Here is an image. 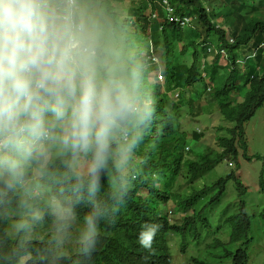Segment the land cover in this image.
<instances>
[{
	"label": "clouds",
	"instance_id": "1",
	"mask_svg": "<svg viewBox=\"0 0 264 264\" xmlns=\"http://www.w3.org/2000/svg\"><path fill=\"white\" fill-rule=\"evenodd\" d=\"M155 1L168 22L183 28L194 23L176 14L168 0ZM115 4L110 14L99 0H0V209L6 210L4 231L19 240L12 251L17 264H23L29 247L38 254L50 250L55 264L76 252L87 264H260L250 225L234 209L224 219L227 226L212 231L202 204L168 209L170 202L157 197L147 199L149 210H156L151 219L133 224L119 246L97 247L101 230L130 209L131 204L122 208L141 175L138 153L156 119L151 85L164 81L159 62L148 65L131 43L128 0ZM149 31L147 26L146 40ZM227 40L232 42L228 34ZM205 95L198 100L199 114L189 118L201 124L191 133L223 121L213 97ZM204 114H210L208 123ZM245 143L248 150L246 137ZM206 148L212 149V142ZM254 155L244 158L252 161ZM263 170L262 160L258 177ZM175 178L187 185L184 169ZM176 225L183 231L209 228L205 248L219 254L228 242L232 255L221 260L211 255L216 263L206 256L173 259L168 235L183 233ZM236 226L244 228L243 237ZM70 243L72 249L65 248ZM186 248L179 246L181 255ZM93 255L100 261H91Z\"/></svg>",
	"mask_w": 264,
	"mask_h": 264
},
{
	"label": "trees",
	"instance_id": "2",
	"mask_svg": "<svg viewBox=\"0 0 264 264\" xmlns=\"http://www.w3.org/2000/svg\"><path fill=\"white\" fill-rule=\"evenodd\" d=\"M124 1L107 0L100 7L107 6L106 11L113 14L115 6L111 3ZM168 1L176 14L190 16L194 23L183 28L178 23L168 22L159 1L155 0L138 1L129 9L134 18L132 26L141 32L136 36L137 48L141 49L139 52L148 65L155 60L162 62L164 81L162 85H151L157 104L156 119L138 153L141 175L122 208L131 204L130 209L122 211L125 217H115L114 222L101 230L97 247L119 246L133 224L142 225L150 220L156 210H149L148 197H157L161 203L170 202L174 207L187 205L198 209L202 204V208L209 210L218 206L224 210L234 209L239 220L249 226V215L242 207H254L255 202H250L252 197L259 193L264 196L263 175L259 187L249 190L234 174L240 147L246 156L244 124L264 104V0ZM147 7L148 14L144 15ZM152 13L157 14L156 19L151 17ZM147 26H150L149 40L145 39ZM227 34L232 42H228ZM173 90L177 94L169 96ZM205 94L213 97L223 121L210 130L191 133L189 118L193 113L199 114L198 100ZM188 137L200 147L198 151L186 140ZM207 142H212V149L206 148ZM254 157L260 156L255 154ZM262 160L264 162V158ZM222 161L232 163L233 168L223 173L216 171L215 166ZM182 169L187 178L185 187L175 178ZM196 180L202 182L194 185ZM263 204L264 201L261 206ZM5 211L0 209V264H17L12 251L19 240L4 231L2 214ZM262 215L264 217V210ZM210 216L212 213H205L206 218ZM235 231L239 237L245 234L241 226H236ZM227 243L219 248L217 259L232 255ZM65 248L72 249L71 243ZM235 254L240 256L239 251ZM74 261L87 264L77 252L72 258L62 257L59 264ZM91 261L100 259L93 255ZM23 264H55V260L50 250L38 254L29 247Z\"/></svg>",
	"mask_w": 264,
	"mask_h": 264
},
{
	"label": "rangeland",
	"instance_id": "3",
	"mask_svg": "<svg viewBox=\"0 0 264 264\" xmlns=\"http://www.w3.org/2000/svg\"><path fill=\"white\" fill-rule=\"evenodd\" d=\"M103 1V2H101ZM107 0H99V6L102 3H105ZM127 1V0H126ZM137 0H128V6H132L131 3L136 4ZM131 2V3H130ZM112 4H115L114 2ZM126 4V2H125ZM103 5V4H102ZM116 5V4H115ZM127 6V7H128ZM125 7V6H124ZM127 7H125L127 9ZM106 10L107 6L102 7ZM148 10H144V14L146 15ZM120 14H123L124 17L127 15L124 12V9L120 10ZM131 16V15H130ZM132 21L130 22L129 27H127V31L132 34L134 39L131 41L134 47H137V39L136 36L140 35L141 32L134 28L131 25ZM120 27H124L126 25L124 20L120 21ZM141 50V49H138ZM155 55H153V58ZM153 65L157 66L156 60L154 61ZM159 66H162V62H159ZM175 90L171 91L169 95H174ZM203 120L208 123L210 121V114H204ZM201 124L199 121H195L189 124V130H193L197 127H200ZM245 129V137L248 144V150H246V155L249 154H259L261 157H264V104L255 112L250 120H248L244 124ZM189 144L196 148L194 151H198L200 147L196 146V142L194 140H189ZM249 152V154H248ZM239 153H242V150L239 149ZM244 156H239L238 166L235 170V176L240 179L243 185H245L249 190H255L257 188V182L259 181L260 177H258L260 169H262V159H252V161H246ZM245 159V160H244ZM215 170L218 172L223 173L227 169L233 168V165L230 166L229 163L222 161L218 165L215 166ZM205 181V180H204ZM199 182H202L199 180ZM207 182V180H206ZM232 184V181L229 182V185ZM233 191H230L232 193ZM229 197H233L229 195ZM264 201V196L259 193V196L252 197L250 202H255L254 207H246L245 210L249 214L250 217V231L249 235L252 237V249H255L261 255L260 257V264H264V245L262 244L264 238V217L261 215L262 207L264 208L262 203ZM168 209H172L173 205L171 203L167 204ZM210 212L212 216L209 217V221L211 224V230L213 231L216 227L220 226H227L228 223L225 222V217L229 214L230 210L224 212L223 207H217L213 210L205 209V213ZM255 215V216H253ZM178 217V213L175 214L171 219L174 220ZM219 228V229H220ZM210 229L207 227H190L184 229L183 233L173 235L169 234V251L173 259L177 257H190V256H200V257H208V259L214 263L215 260L211 257L218 254V250L214 248H205V245L209 243V238L205 236V233L208 232ZM185 243L187 244L186 252L184 255H181L179 252V246Z\"/></svg>",
	"mask_w": 264,
	"mask_h": 264
}]
</instances>
